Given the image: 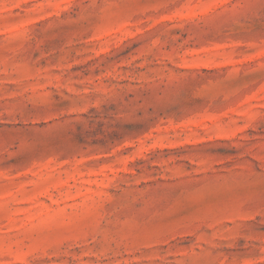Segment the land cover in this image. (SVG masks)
<instances>
[{
	"label": "rangeland",
	"instance_id": "1",
	"mask_svg": "<svg viewBox=\"0 0 264 264\" xmlns=\"http://www.w3.org/2000/svg\"><path fill=\"white\" fill-rule=\"evenodd\" d=\"M0 264H264V0H0Z\"/></svg>",
	"mask_w": 264,
	"mask_h": 264
}]
</instances>
